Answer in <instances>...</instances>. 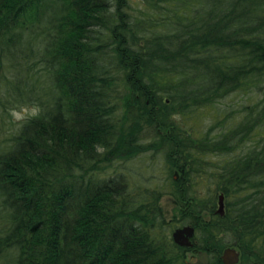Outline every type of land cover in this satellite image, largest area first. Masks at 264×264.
Segmentation results:
<instances>
[{"label":"trees","instance_id":"16d2710c","mask_svg":"<svg viewBox=\"0 0 264 264\" xmlns=\"http://www.w3.org/2000/svg\"><path fill=\"white\" fill-rule=\"evenodd\" d=\"M27 106L0 142V264H264V0H0V128Z\"/></svg>","mask_w":264,"mask_h":264},{"label":"rangeland","instance_id":"374dc122","mask_svg":"<svg viewBox=\"0 0 264 264\" xmlns=\"http://www.w3.org/2000/svg\"><path fill=\"white\" fill-rule=\"evenodd\" d=\"M5 62V61H4ZM7 64V62H5ZM6 68V65H5ZM247 102L246 97L244 96H234L230 95L228 98L222 103L214 107H207L200 109L196 112V114L193 116L192 119H190V124L193 125L195 129H203L205 130L207 126H209L213 120L214 117L217 115H220L223 110L226 109L227 106L229 105H244ZM225 107V109H224ZM35 107L27 106V107H17L8 112V116H2V122L3 126L0 128V142L3 141L5 138L9 137L12 133V131L18 126L20 122L25 120L26 118L32 116V109ZM23 109H27V112L22 111ZM227 110V109H226ZM12 111H16L20 113L21 119H15L13 115L11 114ZM1 146V144H0ZM140 159H137L136 161L134 160L132 162V165H135L136 162H139ZM159 206L162 212L163 217L166 220L171 219L174 216L175 213V205L173 201L170 199V197L164 196L160 201H159ZM192 258H195L194 256H188V261Z\"/></svg>","mask_w":264,"mask_h":264},{"label":"water","instance_id":"95a60500","mask_svg":"<svg viewBox=\"0 0 264 264\" xmlns=\"http://www.w3.org/2000/svg\"><path fill=\"white\" fill-rule=\"evenodd\" d=\"M219 215L222 214V196H218L217 211ZM193 236V228L190 226H183L176 228L171 233L172 242L184 248H190V240ZM220 261L222 264H236L238 261V254L232 248H225L220 255ZM188 264H207V256L204 252H197L195 258L189 260Z\"/></svg>","mask_w":264,"mask_h":264},{"label":"clouds","instance_id":"9594fccd","mask_svg":"<svg viewBox=\"0 0 264 264\" xmlns=\"http://www.w3.org/2000/svg\"><path fill=\"white\" fill-rule=\"evenodd\" d=\"M22 111L27 112V109H23ZM11 114L13 115V117L15 119H21L22 118L21 115H20V113H18L16 111H12ZM37 114H38V110L36 108H33L32 109V115H37Z\"/></svg>","mask_w":264,"mask_h":264},{"label":"flooded vegetation","instance_id":"af4514ba","mask_svg":"<svg viewBox=\"0 0 264 264\" xmlns=\"http://www.w3.org/2000/svg\"><path fill=\"white\" fill-rule=\"evenodd\" d=\"M232 249H234V248H232ZM236 252H237V250L236 249H234ZM237 254H238V252H237ZM195 256H196V254H195ZM207 256V255H206ZM238 258H239V254H238ZM207 264H208V258H207ZM222 264V263H221ZM236 264H238V261H237V263Z\"/></svg>","mask_w":264,"mask_h":264}]
</instances>
